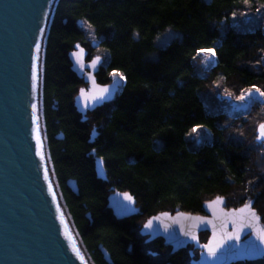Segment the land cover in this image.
I'll return each mask as SVG.
<instances>
[{"label":"trees","instance_id":"obj_1","mask_svg":"<svg viewBox=\"0 0 264 264\" xmlns=\"http://www.w3.org/2000/svg\"><path fill=\"white\" fill-rule=\"evenodd\" d=\"M243 15L249 24L235 20ZM263 16L264 0L57 2L43 52L42 119L56 182L93 264H109L102 251L111 264H188L186 252L170 257L162 241L145 244L142 225L160 213L202 216L203 206L217 197L237 208L247 184L264 228V147L256 142L264 113L227 124L220 111L206 110L211 91L234 98L245 87L264 92ZM79 21L107 52L99 83H110L111 70L125 78L114 102L84 121L73 104L85 85L68 59L76 44L85 46ZM214 47L217 66L204 72L197 52ZM197 126L213 133L212 147L189 140ZM91 151L103 160L106 181L97 179ZM69 180L77 195L67 188ZM111 188L130 194L139 214L114 218L106 208ZM207 237L201 234L200 243Z\"/></svg>","mask_w":264,"mask_h":264},{"label":"water","instance_id":"obj_2","mask_svg":"<svg viewBox=\"0 0 264 264\" xmlns=\"http://www.w3.org/2000/svg\"><path fill=\"white\" fill-rule=\"evenodd\" d=\"M58 1L0 0V264H93L63 205L48 156L41 114L43 49ZM77 54H80L79 62ZM86 56L79 45L68 54L71 71L87 85L74 99L77 112L82 116L114 102L125 85V78L123 81L112 78L105 86L98 84L96 74L102 59L93 66V63H86ZM34 62L35 90L32 86ZM86 70L89 73H85ZM101 89H108L102 97ZM33 105L36 106L35 123ZM260 126L257 144L264 147ZM95 136L91 134L90 143ZM56 139L63 140V137L58 135ZM90 155L94 157L97 179L106 181L103 160L97 158L94 151ZM66 186L77 195L74 181H67ZM110 191L107 209L117 220L139 214L137 202L130 194L114 188ZM125 194L132 198L131 201L125 199ZM218 199L220 203H214ZM245 205H250L255 217L249 212H239ZM245 205L227 210L226 200L216 198L203 206L202 216L184 212L160 213L144 224L139 235L147 238L146 244L162 240L163 247L171 249L170 256L188 246L201 250L198 260L190 264L254 263L264 255V244L257 239L264 230L253 209L254 202ZM234 213L237 215H232ZM149 222L151 226L145 227ZM238 227L241 228L239 239H227ZM204 233L208 234L205 245L199 243V235ZM214 241L224 243L217 248L216 255L210 257L206 246ZM102 254L111 264L109 255L104 251ZM189 254L193 256L192 251Z\"/></svg>","mask_w":264,"mask_h":264},{"label":"rangeland","instance_id":"obj_3","mask_svg":"<svg viewBox=\"0 0 264 264\" xmlns=\"http://www.w3.org/2000/svg\"><path fill=\"white\" fill-rule=\"evenodd\" d=\"M56 6V5H55ZM236 19H239L238 20V23L239 22H244L246 24H249L250 23V20L247 16L243 15V16H240L239 18H236L235 17V20ZM234 20V21H235ZM237 22V21H236ZM259 22H263L264 24V16L262 18H260ZM50 25V24H49ZM77 27L83 32L84 34V44L85 46H81L80 44H76V45H79L80 47H82L86 53H87V56H86V63L87 60H88V51H90L91 53H93L95 50H96V53H99L100 57H102L104 60H105V56L107 55V52L103 49L102 47V40H99L97 39L96 35H95V32L94 30L88 25L86 24L85 22H82V21H79L77 22ZM48 33V32H47ZM46 40V39H45ZM94 46L96 47L95 50H91L90 49V46ZM216 47H218V44L216 45ZM216 47L214 48H208V49H212L213 52L215 53L216 55ZM208 49H204V50H200L197 52V58L199 60V62L201 63V66L204 70V72H211L212 70H214L216 68V63H218V60L216 58L217 61H212L211 60V57L212 55L210 53L207 52ZM74 50V47L72 49V51ZM71 51V52H72ZM69 52V53H71ZM68 53V54H69ZM217 57V55H216ZM101 59V58H99ZM70 64V62H69ZM264 66V60H263V64ZM105 66L106 68H108V65L106 64L105 62ZM70 67H71V64H70ZM71 69V68H70ZM113 72H118V71H115V70H111V71H108V76L109 78H113L114 76L112 75ZM74 73V72H73ZM85 73H89L88 70L85 71ZM76 74V73H75ZM77 76V75H76ZM78 77V76H77ZM124 77V76H123ZM79 78V77H78ZM81 79V78H79ZM97 79V77H96ZM117 80L119 81H123L121 80L118 76L116 77ZM82 82H83V79H81ZM111 81V80H110ZM84 83V82H83ZM84 87L87 88V85L84 83ZM108 85V84H107ZM83 88V87H82ZM81 88V89H82ZM247 88L248 91H256V89H259L261 92L262 90L260 88H257V87H245L239 94H237L234 97L230 96L229 94L225 95V93L223 92H219L218 90H215V91H211L210 93L207 94V99H208V104L206 105V110L208 111H214V110H217V111H220V113L225 116V118L227 119V124H229L231 121H234V120H238V119H241V118H245L247 116H249L250 114L252 113H255V111H258L256 112L255 114L258 116L259 113L263 114L264 113V101H259V102H255L253 103L252 105H249L247 108L241 110V111H238L235 108V106H240V107H243L244 106V103L242 102V98L243 97V94H244V91L245 89ZM80 91V90H79ZM78 91V93H79ZM77 93V95H78ZM76 95V96H77ZM75 96V97H76ZM74 97V99H75ZM116 99V98H115ZM112 103V102H111ZM74 105V104H73ZM259 106V108H262L261 110H256V107ZM74 108L77 112V109L74 105ZM100 108V107H99ZM97 109V108H96ZM95 109V110H96ZM94 111V110H93ZM91 111V112H93ZM91 112H87L84 117H86V115L88 113H91ZM80 116L81 114L79 112H77ZM216 113V112H214ZM41 114H42V111H41ZM231 124V123H230ZM221 127H226L227 125H220ZM194 129V128H193ZM192 129V130H193ZM196 131L193 132L191 130V133H190V136L188 137L190 141L194 142L196 145L198 146H202V145H212L213 144V141H214V138H213V133L205 126H197L195 127ZM94 133V132H93ZM96 137V136H95ZM94 141V140H93ZM94 158V157H93ZM94 168H95V165H94ZM96 174V173H95ZM251 190H253V185L252 184H247L246 186V198L244 199V202L242 203V206H244L246 203H249L251 201L255 202V197L253 194H251ZM71 192V191H70ZM74 194V193H73ZM76 195V194H75ZM111 195V194H110ZM109 198V197H108ZM248 201V202H247ZM107 205H108V199H107ZM138 206V205H137ZM241 206V207H242ZM66 207V206H65ZM226 207H227V204H226ZM107 208V206H106ZM237 208H240L237 207ZM254 208V206H253ZM67 209V208H66ZM227 210H230V209H233V208H226ZM109 210V209H107ZM110 211V210H109ZM111 212V211H110ZM112 213V212H111ZM113 215V213H112ZM138 215V214H137ZM137 215H134L132 217H135ZM173 215V214H172ZM114 216V215H113ZM130 217V218H132ZM115 218V217H114ZM130 218H126V219H123V220H127V219H130ZM123 220H119V221H123ZM149 220V219H148ZM147 220V221H148ZM146 221V222H147ZM146 222L144 224H146ZM144 224L142 225L141 229L143 228ZM208 235V234H207ZM140 236V235H139ZM141 238V237H140ZM142 240H144V243L146 241L147 238H141ZM162 241V240H160ZM157 243V242H155ZM146 244V243H145ZM192 246H189V249H191ZM170 249V248H169ZM194 251V250H193ZM198 252V256L195 258V255L194 253L192 252L193 256H192V260H198L199 256H200V250H195ZM170 252V250H169ZM179 254V253H177ZM191 260V261H192Z\"/></svg>","mask_w":264,"mask_h":264},{"label":"snow or ice","instance_id":"obj_4","mask_svg":"<svg viewBox=\"0 0 264 264\" xmlns=\"http://www.w3.org/2000/svg\"><path fill=\"white\" fill-rule=\"evenodd\" d=\"M37 50H39V45H37ZM207 52L210 53L211 55H215V53L213 52L212 49H208ZM77 60H78V62L80 61V54H77ZM96 63H97V61H93V66H95ZM112 75L114 77H117L118 76L121 80L124 79L123 75L120 74L119 72H113ZM32 81H33L32 86H33V89L35 90V88H36V81H37V72H36L35 62L33 63ZM107 91H108V89H101L100 90L101 97ZM256 91L259 92V94L261 96H264V92H261L259 89H256ZM241 98H243V97H241ZM35 112H36V106L33 105V121H34V123H35V120H36ZM192 131L195 132L196 129L194 128ZM260 138L264 139V125H261L260 126ZM39 143H40V141H39V137L37 135V144H38V146H39ZM38 154L41 155V158L43 159L42 153L38 151ZM49 190L51 191V187L49 188ZM125 199L128 200V201H131L132 198L130 196H128L127 194H125ZM214 203H220L219 199L217 201H215ZM239 212L240 213L249 212L251 214V216L255 217V213L254 212H251L250 205H245V207L243 209H240ZM232 215H237V214L234 213ZM150 226H151V222H149V224L146 225L145 227H150ZM240 230H241V228L238 227L237 230H236V232L232 236L227 237V239H233V238H235V239L238 240L239 239ZM257 239H259L260 242L262 244H264V232L259 233L258 236H257ZM223 243H224L223 241H219V242H215L214 241L210 245L206 246L207 247V250H208V255L210 257L211 256H215L216 255L217 248L223 246ZM73 250L74 251H77V255H79V252H78V250L75 249V247H74ZM81 259H83V258L81 257Z\"/></svg>","mask_w":264,"mask_h":264},{"label":"bare ground","instance_id":"obj_5","mask_svg":"<svg viewBox=\"0 0 264 264\" xmlns=\"http://www.w3.org/2000/svg\"><path fill=\"white\" fill-rule=\"evenodd\" d=\"M54 11V10H53ZM51 18H52V16H51ZM51 21V20H50ZM48 32V31H47ZM45 46V45H44ZM43 52H44V49H43ZM216 55H212V57H211V60L212 61H217L216 60ZM42 64H43V57H42ZM113 78H116V77H113ZM110 80H112V78L110 77ZM97 83L98 84H100L98 81H97ZM110 83H111V81H110ZM122 91V90H121ZM242 100V102L244 103V106L243 107H240V106H235V108L234 109H236V110H238V111H241V110H243V109H245V108H247L249 105H252L253 103H255V102H259V101H264V96H261L260 94H259V92H257V91H248L247 90V88L245 89V91H244V94H243V98L241 99ZM110 104V103H109ZM104 105H106V104H104ZM102 107V106H101ZM81 120L82 121H84L85 120V117L84 116H82L81 115ZM264 123V122H263ZM257 138H258V136H257ZM45 139H46V136H45ZM47 142V141H46ZM256 142H257V140H256ZM46 147H47V143H46ZM96 156V155H95ZM98 158V157H97ZM55 177V176H54ZM56 180V179H55ZM57 183V182H56ZM58 185V184H57ZM59 188V187H58ZM59 192H60V189H59ZM60 195H61V192H60ZM61 197H62V195H61ZM217 198H223V197H217ZM216 199V198H215ZM214 199V200H215ZM62 201H63V205L65 206V203H64V200H63V198H62ZM213 201V200H212ZM211 202V201H210ZM68 212V211H67ZM69 214V213H68ZM188 214V213H187ZM70 216V215H69ZM88 216V215H87ZM86 216V217H87ZM71 218V217H70ZM87 218H89V216L87 217ZM73 224V223H72ZM260 224H261V221H260ZM261 226H262V224H261ZM73 227H74V225H73ZM262 228H263V226H262ZM74 229H75V227H74ZM76 230V229H75ZM263 230H264V228H263ZM77 232V231H76ZM78 234V233H77ZM204 234H207V233H204ZM201 235V234H200ZM199 235V236H200ZM79 236V235H78ZM79 239H80V237H79ZM80 241H81V239H80ZM160 241V240H159ZM207 241H208V237H207V240H206V242L205 243H200V240H199V243L200 244H206L207 243ZM81 243H82V241H81ZM148 244H151V243H148ZM83 245V244H82ZM84 247V246H83ZM84 250H85V248H84ZM169 250H171V249H169ZM193 247L191 248V249H189V246L186 248V249H184L183 251H181V252H179V253H187L188 254V258L187 259H189V257H191L190 256V254H189V252L190 251H192L193 252ZM201 251V250H200ZM85 252H86V250H85ZM202 252V251H201ZM201 252H200V254H201ZM87 253V252H86ZM170 253V252H169ZM87 255H88V253H87ZM176 255V254H175ZM193 255V254H192ZM170 256V255H169ZM173 256V255H172ZM88 257H89V255H88ZM90 258V257H89ZM192 258V257H191ZM91 260V259H90ZM93 263V262H92Z\"/></svg>","mask_w":264,"mask_h":264},{"label":"flooded vegetation","instance_id":"obj_6","mask_svg":"<svg viewBox=\"0 0 264 264\" xmlns=\"http://www.w3.org/2000/svg\"><path fill=\"white\" fill-rule=\"evenodd\" d=\"M95 48L96 47H94V46H90V49L91 50H95ZM88 60H87V62L88 63H93V61H98V59L99 58H101L102 59V62L99 64V66H98V72H97V74H96V77H97V81L99 82V79H98V75H99V73L101 72V71H106V66H105V60L102 58V57H100V55H99V53H96V50L93 52V53H91L90 51H88ZM107 84H110V83H107ZM107 84H101L100 83V85H103V86H105V85H107ZM83 88H85V87H83ZM248 202V201H247ZM255 203V202H254ZM242 206V205H241ZM240 206V207H241ZM226 208H228V207H226ZM233 209H238V208H233ZM254 209V208H253ZM174 256V255H173ZM170 257H172V256H170ZM191 260H192V258L191 257H189V259L186 261L188 264H190V262H191ZM240 264H247V263H240ZM250 264H264V255H263V257L259 260V261H257V262H254V263H250Z\"/></svg>","mask_w":264,"mask_h":264}]
</instances>
